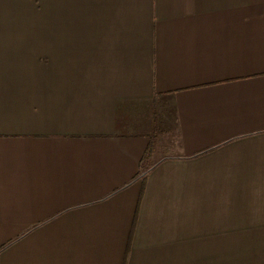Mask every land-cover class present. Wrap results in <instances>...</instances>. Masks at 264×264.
Listing matches in <instances>:
<instances>
[{"label": "crops", "instance_id": "1", "mask_svg": "<svg viewBox=\"0 0 264 264\" xmlns=\"http://www.w3.org/2000/svg\"><path fill=\"white\" fill-rule=\"evenodd\" d=\"M232 199L264 229V0H0V264H185Z\"/></svg>", "mask_w": 264, "mask_h": 264}, {"label": "rangeland", "instance_id": "2", "mask_svg": "<svg viewBox=\"0 0 264 264\" xmlns=\"http://www.w3.org/2000/svg\"><path fill=\"white\" fill-rule=\"evenodd\" d=\"M121 120L124 115L121 114ZM122 124L128 121H121ZM129 126L131 121H129ZM126 127L128 130L130 127ZM122 127V125H121ZM167 150L161 153L168 154ZM203 207L202 230L186 238L185 264H264V229L244 226L240 200ZM204 212V213H203ZM188 221V218H187ZM256 232L257 238H250ZM199 234V235H198Z\"/></svg>", "mask_w": 264, "mask_h": 264}, {"label": "trees", "instance_id": "3", "mask_svg": "<svg viewBox=\"0 0 264 264\" xmlns=\"http://www.w3.org/2000/svg\"><path fill=\"white\" fill-rule=\"evenodd\" d=\"M151 152H152V145L151 146L149 145V148L147 149V153H146L145 157L143 158V160L144 159L146 160L148 158V156L151 155Z\"/></svg>", "mask_w": 264, "mask_h": 264}]
</instances>
